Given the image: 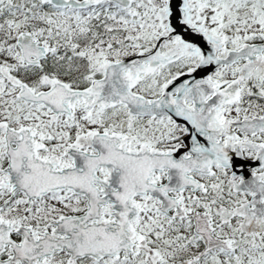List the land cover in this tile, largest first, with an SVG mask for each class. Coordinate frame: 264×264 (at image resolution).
<instances>
[{
	"label": "snow or ice",
	"instance_id": "obj_1",
	"mask_svg": "<svg viewBox=\"0 0 264 264\" xmlns=\"http://www.w3.org/2000/svg\"><path fill=\"white\" fill-rule=\"evenodd\" d=\"M0 264H264V0H0Z\"/></svg>",
	"mask_w": 264,
	"mask_h": 264
}]
</instances>
